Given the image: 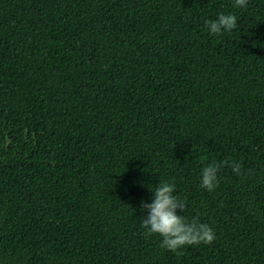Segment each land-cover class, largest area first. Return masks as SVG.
<instances>
[{
  "label": "trees",
  "instance_id": "trees-1",
  "mask_svg": "<svg viewBox=\"0 0 264 264\" xmlns=\"http://www.w3.org/2000/svg\"><path fill=\"white\" fill-rule=\"evenodd\" d=\"M163 181L211 245L144 235ZM0 264H264V0H0Z\"/></svg>",
  "mask_w": 264,
  "mask_h": 264
},
{
  "label": "clouds",
  "instance_id": "clouds-1",
  "mask_svg": "<svg viewBox=\"0 0 264 264\" xmlns=\"http://www.w3.org/2000/svg\"><path fill=\"white\" fill-rule=\"evenodd\" d=\"M248 0H234L237 8H246ZM237 26L234 14L220 13L215 20L205 22L206 30L213 36L233 31ZM224 166H229L236 174H241V164L236 160L212 162L201 170L200 186L209 192L214 191L219 184L218 173ZM176 185L171 182H159L154 190L153 202H142L141 211H147L146 217H141L140 224L145 230L144 235L162 237L161 247L177 255H182L183 248L194 245H211L216 235L213 228L199 222L196 218L189 221L184 215L178 214L187 209L185 202L174 195Z\"/></svg>",
  "mask_w": 264,
  "mask_h": 264
}]
</instances>
